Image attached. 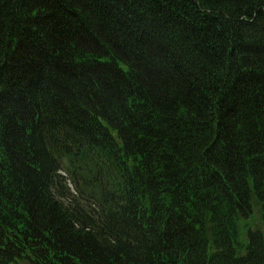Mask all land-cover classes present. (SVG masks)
I'll list each match as a JSON object with an SVG mask.
<instances>
[{"label": "trees", "instance_id": "16d2710c", "mask_svg": "<svg viewBox=\"0 0 264 264\" xmlns=\"http://www.w3.org/2000/svg\"><path fill=\"white\" fill-rule=\"evenodd\" d=\"M0 264H264V0H0Z\"/></svg>", "mask_w": 264, "mask_h": 264}]
</instances>
